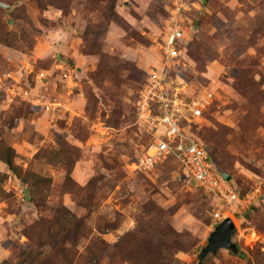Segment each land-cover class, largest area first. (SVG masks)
I'll return each mask as SVG.
<instances>
[{"label": "rangeland", "instance_id": "obj_1", "mask_svg": "<svg viewBox=\"0 0 264 264\" xmlns=\"http://www.w3.org/2000/svg\"><path fill=\"white\" fill-rule=\"evenodd\" d=\"M0 2V264H198L214 197L140 165L160 95L239 192V253L200 264H264V0Z\"/></svg>", "mask_w": 264, "mask_h": 264}, {"label": "built area", "instance_id": "obj_2", "mask_svg": "<svg viewBox=\"0 0 264 264\" xmlns=\"http://www.w3.org/2000/svg\"><path fill=\"white\" fill-rule=\"evenodd\" d=\"M183 38L181 28L174 26L166 38L165 53L168 58L178 56V41ZM193 102L187 105V112L193 117L201 114L203 103ZM158 103L162 113L159 121L165 127V135L157 137L153 145L142 155L140 165L150 168L167 160L170 156L176 158L186 168L192 180L201 188L212 194L216 200V209L213 211V221L218 223L227 217L221 210V205H236L240 202V197L234 187L221 174H215L209 164L206 150L192 136L181 133L180 118L186 113V109H181L177 100L164 95L158 96ZM142 116L149 117L150 109L146 102L142 105ZM222 207V208H223Z\"/></svg>", "mask_w": 264, "mask_h": 264}, {"label": "water", "instance_id": "obj_3", "mask_svg": "<svg viewBox=\"0 0 264 264\" xmlns=\"http://www.w3.org/2000/svg\"><path fill=\"white\" fill-rule=\"evenodd\" d=\"M0 7L8 8V6L3 2H0ZM221 177L227 181L230 178V176L225 173H221ZM234 231L235 226L229 217H225L223 220L219 221L214 226L213 231L209 234L206 246L200 251L198 255V264H200L208 254H214L219 249H226L234 254H238V246L232 241V234Z\"/></svg>", "mask_w": 264, "mask_h": 264}, {"label": "trees", "instance_id": "obj_4", "mask_svg": "<svg viewBox=\"0 0 264 264\" xmlns=\"http://www.w3.org/2000/svg\"><path fill=\"white\" fill-rule=\"evenodd\" d=\"M179 47H181V46H179ZM197 140V139H196ZM198 141V140H197ZM198 143L206 150V152H207V155H208V159H209V164H210V167H211V169H212V171L215 173V174H218V175H220L221 173H223V172H221V171H218V170H216V168L213 166V164H212V160H211V154H210V152H209V150L207 149V147H205L202 143H200L199 141H198ZM173 156H170L168 159H170V158H172ZM174 158V157H173ZM167 159V160H168ZM234 189H235V191L237 192V194L239 195V192H238V190L234 187ZM213 196V195H212ZM214 197V196H213ZM215 199V198H214ZM214 199H213V201H214ZM216 201V200H215ZM234 205H225L224 206V210L225 211H230L231 213H235V206L233 207Z\"/></svg>", "mask_w": 264, "mask_h": 264}]
</instances>
